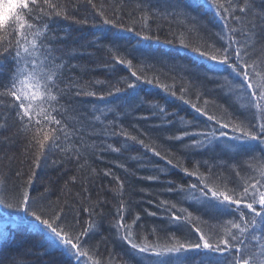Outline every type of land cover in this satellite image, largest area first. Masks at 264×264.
Segmentation results:
<instances>
[{
	"label": "trees",
	"instance_id": "1",
	"mask_svg": "<svg viewBox=\"0 0 264 264\" xmlns=\"http://www.w3.org/2000/svg\"><path fill=\"white\" fill-rule=\"evenodd\" d=\"M51 2L67 14V18L53 15L46 21L49 39L54 41V47L61 49L55 55L62 56L66 64L62 70L63 79L69 87L75 85L97 95L73 98L71 104L61 101L69 109L65 112L66 122L70 129L76 130V135L62 143L65 151L54 149L42 157L39 167L34 163L37 149L29 143L34 132H25L18 124L10 99L0 104V197H7L5 204L0 205V231L8 226L7 236H0V264H76L75 259L62 249L48 247L41 233L33 232L27 224L17 220L18 216H25L24 213L6 207L7 203L21 198L22 193H28L46 212L66 214L65 223L71 224L75 232H83L92 223L93 227L83 241L89 255L99 264H161L164 257L133 255L120 236L129 235L141 247L161 248L174 243L196 242L197 237L187 224L175 225L166 219L162 201L175 203L177 208H186L194 216L207 220L208 223L203 225L206 233L218 228L216 221L211 219L212 214L196 201L181 202L186 194L167 191L172 185L187 187L195 183L196 178L184 176L162 158L167 157L173 164L190 169V160L206 161L218 174L231 178V169L239 166L241 157L235 155V146L223 139L203 155L186 156L191 140L185 138L180 143L170 141L168 137L174 133L178 135V129L204 131V119L188 104L159 87L145 83L138 86L135 96L124 93L108 96L115 87L124 88L123 81L130 82V70L115 63L114 57L132 51L135 35L102 24L88 0ZM219 3L232 15L241 16V22L229 20L225 24L222 18L225 13L216 11L205 0H198V3L181 0L185 7H177L175 0H92V4L103 9L108 18L115 15L119 23L134 27L142 35L159 36V40L144 42L151 46V55L147 58L133 53L147 65L134 60L138 75L143 73L148 79L155 77V83L170 86V91H175L177 96L183 88L188 92L186 100L208 109L210 115L218 118L227 112L230 115L224 122L238 117L236 122L239 123L252 116L248 94L240 89L239 81L228 72L208 73L209 78L205 79V70L200 64L209 67L211 64L178 44L179 39H184L185 44L202 50L206 44L222 47L231 39L230 26L236 32V39L247 44L254 52L253 60L259 62L264 57L261 52L264 28L257 27L253 33L250 22L260 25L264 20V0H249L252 7L246 13L239 12L242 0H231L232 7H229V0H219ZM6 35V31L0 29V38ZM29 39H32L31 33ZM113 44L119 46V53ZM193 61L197 63L194 65ZM15 67L11 55L0 61V84L7 82ZM186 70H198L200 75L193 78ZM194 93L201 96L199 101ZM204 100L209 103L205 105ZM162 107L169 113H178L171 117L175 127L170 128L160 115ZM113 132L117 134L113 135ZM133 136L135 140L131 139ZM141 140L143 145L139 143ZM116 148L121 151L116 152ZM152 148L161 156H155ZM256 152L259 154V148ZM243 161L242 176L258 174L259 168L264 166V162L250 157H244ZM200 172L207 173V168H200ZM149 176L156 179L149 180ZM121 207V215L130 231L116 228L120 222L117 212ZM197 226L201 225L198 223ZM255 235L260 236L261 231L258 229ZM262 242L264 239L256 241L251 237L245 240L255 253ZM216 259V255L205 254L202 250L199 254L182 255L180 260L165 261V264H214ZM80 264L92 262L82 259Z\"/></svg>",
	"mask_w": 264,
	"mask_h": 264
},
{
	"label": "snow or ice",
	"instance_id": "2",
	"mask_svg": "<svg viewBox=\"0 0 264 264\" xmlns=\"http://www.w3.org/2000/svg\"><path fill=\"white\" fill-rule=\"evenodd\" d=\"M193 2L198 3V0H193ZM88 3L95 9L102 24L111 25L121 32H131L136 37V44L131 52L120 53L114 57L115 63L130 70V82L123 81L124 88L115 87L107 95L124 93L135 96L138 86L145 83L159 87L174 98L188 104L197 116L204 119L206 130L190 132L178 129V135L174 133L168 137L170 141L180 143H183L185 138L191 140V143L187 145L186 156L203 155L215 143L223 139L234 145L235 155L241 157L239 166L231 169V178L225 177L222 173L218 174L215 167L208 165L206 161L190 160V169L189 166L181 168L179 164H173L172 160H168L167 157L162 158L167 165L181 171L184 176L196 178V182L188 184L187 187L172 185L167 191L186 194L181 202L194 200L211 213V219L215 220L218 225L215 232L206 233L203 230V225L208 223L207 220L194 216L186 208H177L175 203L162 201L166 219L175 225L187 224L192 234L197 237L196 242L174 243L172 246L156 248L151 245L141 247L127 234L120 236V239L131 249L133 255L151 254L164 257L165 261L180 260L182 255L190 252L199 254L204 250L205 254H214L218 257L214 264H264V242L259 244L258 253L252 252L250 245L245 243L249 237L256 241L264 239V166L259 168L258 174L241 175V170L244 168V157L264 162V57L260 58L259 62L253 60L254 52L247 44L236 39V32L230 26L231 39L222 47L206 44L205 49L202 50L201 47L185 44L184 39L178 40L180 47L188 49L201 60H206L211 64L210 67L207 64H200V67L205 70V79L209 78L208 73L228 72L233 79L239 81L240 89L247 92L252 116L239 123L236 122L238 117L224 122L225 117L230 115L229 113L225 112V116L219 118L216 115H210L208 109L198 107L197 103L185 99L188 95L185 89L181 88L180 95L177 96L175 91H170V86L155 83V77L148 79L143 73L137 74L134 70L137 67L134 60H139L141 64L147 66L145 60H140V57L147 58L151 55V46L145 45L144 42L159 40V36L142 35L134 27H126L119 23L117 16L108 18L103 9L96 8V5L92 4V0H88ZM175 3L177 7H185L181 4V0H175ZM205 3L216 11L225 13L222 17L225 24H228L229 20L237 24L241 22V16L229 13L228 8L219 3V0H205ZM229 7H232L231 0H229ZM251 7L249 0H242L239 12L246 13ZM53 15H63L67 18V14L51 0H42V2L41 0H15L7 18L0 23V29L7 33L5 37L0 38V61L11 55L16 65L13 72L9 74L7 82L0 84V89H2L0 104L10 99L18 124L25 132H34L29 143L37 149V159L34 162L36 167H39L40 159L48 152L54 149L65 151L62 143L76 135V130L70 129L66 122L65 112L69 109L62 105L61 101L71 104L73 98L82 95H97L95 92H85L75 85L69 87L65 83L62 70L66 64L63 63L62 56L55 55L61 49L54 47V41L50 40L47 35L49 24L46 21H50ZM250 24L253 33L257 27L264 28V20L260 25H257L255 21H251ZM9 29L11 32H8ZM30 33L32 39H29ZM118 39H126V37H118ZM166 42L175 43L176 41ZM112 47L119 53L118 45L113 44ZM213 52L215 54H212ZM261 52H264V48ZM133 53H139L140 57ZM121 55H125V58L122 59ZM127 56L132 58L128 59ZM58 60L61 63L58 64ZM196 63L193 61L194 65ZM186 71L193 78L200 75L198 70ZM61 85L64 87L62 88ZM128 90L132 91L129 93ZM194 95L197 101L201 99L199 94L194 93ZM100 99H103V96ZM208 103L209 101L204 100L205 105ZM57 105L60 106L57 107ZM109 111L113 110L109 109ZM160 115L170 128L175 127V122L171 117L177 116L178 113H169L166 107H162ZM96 119L100 118L96 117ZM116 134L113 132V135ZM131 139L135 140L136 137L133 136ZM139 143L143 145L144 141L141 140ZM257 148H259V154L256 152ZM114 150L121 151L119 148ZM150 150L155 156H161L155 148ZM202 167L207 168V173L200 172ZM156 171L159 169L157 168ZM116 179L119 178L116 177ZM147 179L155 180L156 177L149 176ZM6 199L7 197H0V205L5 204ZM6 207L24 213L25 216H18L17 220L27 224L33 232L41 233L48 247L62 249L69 257L75 259L76 264H80L82 259L92 264H99L98 260H93V256L89 255V250L85 248L83 241V237L88 235L92 229V223L83 232H75L71 224L65 223L66 214L44 211L37 201L30 198L28 193H22L21 198L16 199L14 203H7ZM122 211V207L118 209L120 222L116 228L130 231V226L124 223ZM177 212L180 214L178 215ZM150 215L155 216L156 213H150ZM138 219L139 217L136 218ZM136 220L133 223H136ZM198 223L201 226H197ZM220 225L223 227L220 228ZM258 229L261 231L260 236L255 235ZM7 233L8 226L5 225V228L0 231V236L6 237ZM165 261H161V264H165Z\"/></svg>",
	"mask_w": 264,
	"mask_h": 264
},
{
	"label": "clouds",
	"instance_id": "3",
	"mask_svg": "<svg viewBox=\"0 0 264 264\" xmlns=\"http://www.w3.org/2000/svg\"><path fill=\"white\" fill-rule=\"evenodd\" d=\"M14 3L15 0H0V17L3 18V21L7 18Z\"/></svg>",
	"mask_w": 264,
	"mask_h": 264
}]
</instances>
